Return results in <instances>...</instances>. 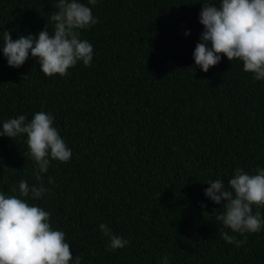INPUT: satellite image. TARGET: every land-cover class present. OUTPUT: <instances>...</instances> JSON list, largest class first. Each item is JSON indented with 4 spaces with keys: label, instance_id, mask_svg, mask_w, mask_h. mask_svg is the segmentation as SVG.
Wrapping results in <instances>:
<instances>
[{
    "label": "trees",
    "instance_id": "obj_1",
    "mask_svg": "<svg viewBox=\"0 0 264 264\" xmlns=\"http://www.w3.org/2000/svg\"><path fill=\"white\" fill-rule=\"evenodd\" d=\"M201 6L98 0L97 23L81 30L93 60L63 76L44 75L31 55L8 66L0 53V120L51 112L72 150L43 174L49 191L25 199L50 212L81 264H159L164 255L171 264H264V229L225 228L216 220L223 209L203 194L210 178L227 184L237 167H264V81L223 53L207 72L195 65ZM54 11V0H0V35H35L47 23L51 31ZM33 171L26 135L0 137V191L18 194L21 178L38 183ZM100 223L128 243L109 250Z\"/></svg>",
    "mask_w": 264,
    "mask_h": 264
},
{
    "label": "clouds",
    "instance_id": "obj_2",
    "mask_svg": "<svg viewBox=\"0 0 264 264\" xmlns=\"http://www.w3.org/2000/svg\"><path fill=\"white\" fill-rule=\"evenodd\" d=\"M201 3L199 23L203 25L199 42L192 53L195 65L207 72L222 59L221 53L232 61H242L243 70L256 81H264V0H198ZM98 0H54L56 11L49 23L35 35L21 34L13 40L10 31L0 35V53L7 65L19 68L31 55L37 59L40 71L47 76L65 75L70 67L82 62L89 66L93 60V45L81 39V30L95 25L98 18L90 5ZM190 34L186 29L184 35ZM51 112H34L29 120L24 114L0 120V137L15 138L26 135L28 154L34 161L33 177L38 183L29 184L21 178L7 194L0 191V264H81V257L69 250L65 232L50 224V212L29 199L41 198L49 191L43 183L52 160L67 162L72 150L54 126ZM203 189L204 196L223 209L216 220L232 232L257 233L264 229V167L257 166L254 173L235 168L233 175L209 179ZM227 185V186H226ZM224 201L223 203H221ZM201 207L207 205L200 201ZM253 206L256 211L253 212ZM108 237L107 248H123L127 239L113 234L105 223L98 225ZM220 236L237 247L244 240L221 231ZM159 264H171L164 255Z\"/></svg>",
    "mask_w": 264,
    "mask_h": 264
}]
</instances>
